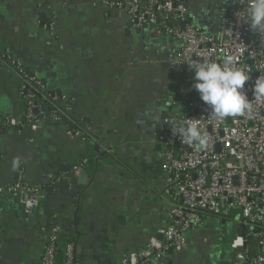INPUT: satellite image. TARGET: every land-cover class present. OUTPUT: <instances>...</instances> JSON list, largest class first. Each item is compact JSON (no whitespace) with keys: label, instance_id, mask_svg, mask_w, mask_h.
Instances as JSON below:
<instances>
[{"label":"crops","instance_id":"obj_1","mask_svg":"<svg viewBox=\"0 0 264 264\" xmlns=\"http://www.w3.org/2000/svg\"><path fill=\"white\" fill-rule=\"evenodd\" d=\"M229 1L185 0L211 33L214 10ZM95 3L0 0V52L28 65L75 121L93 127L87 140L68 137L66 122L50 118L37 129L0 133V183L22 171L43 197L28 210L22 195L0 194V264H38L43 232L56 226L76 240L78 264H117L170 224L159 139L170 101L188 88L192 72L172 69L175 38L133 30L126 12ZM25 108L17 78L0 68V116L20 117ZM80 165L83 180L73 173ZM240 233L238 223L207 213L188 231L183 252L155 264H245L243 250L232 247Z\"/></svg>","mask_w":264,"mask_h":264},{"label":"built area","instance_id":"obj_2","mask_svg":"<svg viewBox=\"0 0 264 264\" xmlns=\"http://www.w3.org/2000/svg\"><path fill=\"white\" fill-rule=\"evenodd\" d=\"M95 6L106 11H123L133 30L150 29L157 35L175 38L179 48L171 62L172 69L187 68L193 60H213L223 64L232 57L233 66L245 68L250 75L244 91L252 100L255 79L264 75V35L250 30L243 21L250 0H230L214 11L217 31L202 28L185 0H96ZM184 25V27H182ZM53 40V34H51ZM51 44V42H49ZM0 68L7 69L18 80V94L26 102L20 117L0 116V133L37 129L42 121H65L68 137L91 138L93 127L75 121L64 106L61 95L48 93L44 83L28 65L0 52ZM192 75L194 77V72ZM170 101L172 111L159 139V161L165 174L164 193L169 200L170 224L152 237L139 254L117 264H155L168 252H183L188 245V231L204 224L209 213L238 223L242 233L232 243L243 250L245 264H264V101L254 102V116L217 119L192 88ZM49 109V117L42 113ZM200 119L199 125L208 136L204 148L181 142L176 122ZM83 166H75L79 176ZM0 194L19 198L22 194L43 199L41 190L26 183L18 171L13 183H0ZM232 214L229 216V214ZM43 251L38 264H78L76 240L65 237L60 227L43 232Z\"/></svg>","mask_w":264,"mask_h":264},{"label":"clouds","instance_id":"obj_3","mask_svg":"<svg viewBox=\"0 0 264 264\" xmlns=\"http://www.w3.org/2000/svg\"><path fill=\"white\" fill-rule=\"evenodd\" d=\"M243 21L250 30L264 35V0H250ZM194 72L192 88L199 93L200 100L210 107V115L217 119L242 116H254V102L264 101V75L255 79L252 87L253 99L249 100L244 87L250 80L245 68L233 66L232 57L226 56L223 64L213 60H193L189 65ZM200 119H188L187 122H176V134L182 143L197 145L204 148L208 144V136L199 125Z\"/></svg>","mask_w":264,"mask_h":264},{"label":"water","instance_id":"obj_4","mask_svg":"<svg viewBox=\"0 0 264 264\" xmlns=\"http://www.w3.org/2000/svg\"><path fill=\"white\" fill-rule=\"evenodd\" d=\"M182 27H184V25H182ZM84 177H85L84 172L83 173L81 172L80 178L83 180ZM22 201L28 206V210H32L33 206L38 205V198L34 196H29L28 194H22Z\"/></svg>","mask_w":264,"mask_h":264},{"label":"trees","instance_id":"obj_5","mask_svg":"<svg viewBox=\"0 0 264 264\" xmlns=\"http://www.w3.org/2000/svg\"><path fill=\"white\" fill-rule=\"evenodd\" d=\"M51 94H53V93H51ZM88 139H89V137H88ZM61 263H62V255L60 254V257H58V264H61Z\"/></svg>","mask_w":264,"mask_h":264},{"label":"rangeland","instance_id":"obj_6","mask_svg":"<svg viewBox=\"0 0 264 264\" xmlns=\"http://www.w3.org/2000/svg\"><path fill=\"white\" fill-rule=\"evenodd\" d=\"M232 214L230 213L229 216H231Z\"/></svg>","mask_w":264,"mask_h":264}]
</instances>
